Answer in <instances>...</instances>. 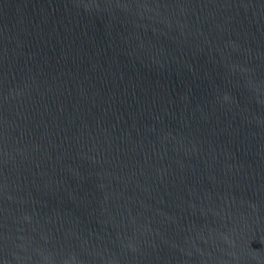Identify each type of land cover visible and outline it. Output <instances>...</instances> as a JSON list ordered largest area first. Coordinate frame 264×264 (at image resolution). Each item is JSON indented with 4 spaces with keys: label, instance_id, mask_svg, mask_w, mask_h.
<instances>
[{
    "label": "water",
    "instance_id": "1",
    "mask_svg": "<svg viewBox=\"0 0 264 264\" xmlns=\"http://www.w3.org/2000/svg\"><path fill=\"white\" fill-rule=\"evenodd\" d=\"M0 264H264V0H0Z\"/></svg>",
    "mask_w": 264,
    "mask_h": 264
}]
</instances>
